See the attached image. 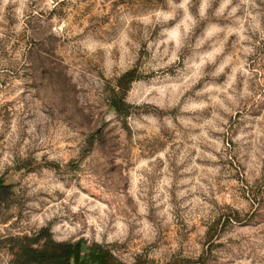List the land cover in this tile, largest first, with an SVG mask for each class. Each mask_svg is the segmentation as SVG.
<instances>
[{"label": "rangeland", "instance_id": "rangeland-1", "mask_svg": "<svg viewBox=\"0 0 264 264\" xmlns=\"http://www.w3.org/2000/svg\"><path fill=\"white\" fill-rule=\"evenodd\" d=\"M0 184V264H264V0H0Z\"/></svg>", "mask_w": 264, "mask_h": 264}, {"label": "trees", "instance_id": "trees-1", "mask_svg": "<svg viewBox=\"0 0 264 264\" xmlns=\"http://www.w3.org/2000/svg\"><path fill=\"white\" fill-rule=\"evenodd\" d=\"M133 79H129V83ZM116 109L118 107L114 105ZM9 187L0 184V190ZM39 237L25 242L14 253V264H117L104 248L98 246L83 253L80 242H54L45 240L39 245Z\"/></svg>", "mask_w": 264, "mask_h": 264}, {"label": "clouds", "instance_id": "clouds-1", "mask_svg": "<svg viewBox=\"0 0 264 264\" xmlns=\"http://www.w3.org/2000/svg\"><path fill=\"white\" fill-rule=\"evenodd\" d=\"M225 2L227 3L228 0H225ZM185 3H187V0H185ZM205 3H207V0H205ZM202 11H203V9H202Z\"/></svg>", "mask_w": 264, "mask_h": 264}]
</instances>
